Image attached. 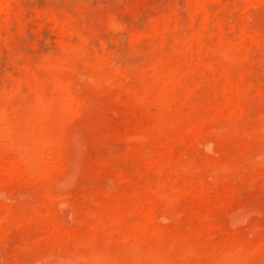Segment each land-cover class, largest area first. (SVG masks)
<instances>
[{
  "label": "rangeland",
  "instance_id": "374dc122",
  "mask_svg": "<svg viewBox=\"0 0 264 264\" xmlns=\"http://www.w3.org/2000/svg\"><path fill=\"white\" fill-rule=\"evenodd\" d=\"M0 118V264H264V0H0Z\"/></svg>",
  "mask_w": 264,
  "mask_h": 264
},
{
  "label": "bare ground",
  "instance_id": "6f19581e",
  "mask_svg": "<svg viewBox=\"0 0 264 264\" xmlns=\"http://www.w3.org/2000/svg\"><path fill=\"white\" fill-rule=\"evenodd\" d=\"M0 119H1V118H0ZM1 127H2V126H1ZM0 129H1V128H0ZM30 143H31V144H35V143H33V140H30ZM35 146H38V145H35ZM32 147H33V146H32ZM47 148H48V147H47ZM47 148L45 149L43 146L40 147V148H38L37 151H35V154H34V155H36V156H40V157H41L44 153H46ZM48 151H49V150H48ZM48 151H47V152H48ZM21 153H22V151H21ZM46 154H47V153H46ZM40 157H39V158H40ZM42 157H43V156H42ZM42 157H41V158H42ZM44 157H45V156H44ZM46 157H47V155H46ZM34 158H35V157H34ZM34 158H33V159H34ZM35 159H36V158H35ZM42 159H43V158H42ZM47 159H48V158H47ZM43 160H44V159H43ZM46 161H48V160H46ZM31 162H32V161H31ZM10 164H13V162L10 163ZM10 164H9V166H10V168L12 169L13 166L10 165ZM44 164H45V163H44ZM13 165H15V164H13ZM33 166H34V165H33ZM15 167H16V166H15ZM2 168L5 169V166H4V167H3V166L0 167L1 170H4V169H2ZM6 168H7V166H6ZM10 168L8 167L7 170H9ZM13 168H14V167H13ZM17 168H18V167H17ZM17 168H16V169H17ZM12 170H13V169H12ZM13 171H14V170H13ZM15 171H16V170H15ZM6 173H7V172H6ZM10 174H11V173H10ZM13 174H14V173H13ZM6 176H7V175H6ZM8 176H9V175H8ZM11 176H12V175H11ZM9 177H10V176H9ZM148 211H149V210H148ZM146 213H148V212H146ZM149 213L151 214V212H149ZM148 215H149V214H148ZM150 216H151V215H149V216H147V217L149 218Z\"/></svg>",
  "mask_w": 264,
  "mask_h": 264
}]
</instances>
